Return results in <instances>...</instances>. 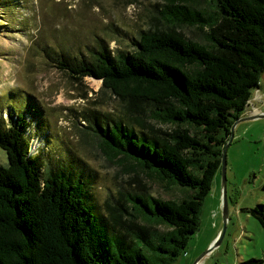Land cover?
Wrapping results in <instances>:
<instances>
[{"label": "trees", "instance_id": "1", "mask_svg": "<svg viewBox=\"0 0 264 264\" xmlns=\"http://www.w3.org/2000/svg\"><path fill=\"white\" fill-rule=\"evenodd\" d=\"M160 15L166 29L141 31L130 51L100 45L92 61L51 58L74 80L101 79L124 103L126 112L90 126L107 157L176 195L129 192L107 219L81 172L55 163L42 175L25 112L11 108L6 122L0 115V264H173L185 255L232 124L260 86L264 0H164ZM248 210L264 230V204Z\"/></svg>", "mask_w": 264, "mask_h": 264}, {"label": "rangeland", "instance_id": "2", "mask_svg": "<svg viewBox=\"0 0 264 264\" xmlns=\"http://www.w3.org/2000/svg\"><path fill=\"white\" fill-rule=\"evenodd\" d=\"M163 1L0 0V115L6 122L11 108L25 112L28 151L39 156L42 175L55 163L81 172L88 201L107 219L118 212L119 203L126 206L129 192L161 198L176 192L107 157L90 126L95 116L126 112L124 103L102 87L101 79L74 80L53 58L63 52L92 61L100 45L113 54L130 51L141 31L166 29L160 15ZM175 29L199 38L194 28ZM259 113H264V71L244 115ZM10 119L16 120L15 113ZM5 162L0 149V163ZM220 180L218 170L203 203L200 228L173 264H193L217 239L223 225ZM226 180L225 233L197 264H237L251 257L264 264V230L248 210L264 204V117L235 125L226 153Z\"/></svg>", "mask_w": 264, "mask_h": 264}, {"label": "water", "instance_id": "3", "mask_svg": "<svg viewBox=\"0 0 264 264\" xmlns=\"http://www.w3.org/2000/svg\"><path fill=\"white\" fill-rule=\"evenodd\" d=\"M255 117H264V113H259V114H253V115H249V116H241L238 117L232 124L231 127V135L228 138V140L226 141L223 149H222V154H221V165H220V175H221V204H222V218H223V225L221 230L218 232V237L217 239L210 245L211 247L206 250L204 253H202L201 255H199V257H197V259L193 262V264H197L198 261L201 259V257H203V255L205 253H207L208 251H210L213 247H215L217 244L220 243L224 233H225V229H226V222H227V218H228V201H227V193H226V153H227V148L228 145L230 144L231 140H232V135H233V130L235 125L242 121V120H246V119H250V118H255Z\"/></svg>", "mask_w": 264, "mask_h": 264}, {"label": "crops", "instance_id": "4", "mask_svg": "<svg viewBox=\"0 0 264 264\" xmlns=\"http://www.w3.org/2000/svg\"><path fill=\"white\" fill-rule=\"evenodd\" d=\"M215 234H216V233H215ZM215 234H214V235H215ZM188 253H189V252H188ZM188 255H189V254H188Z\"/></svg>", "mask_w": 264, "mask_h": 264}]
</instances>
